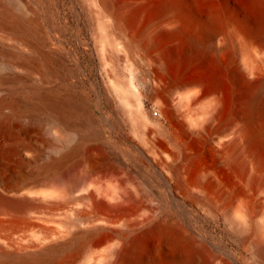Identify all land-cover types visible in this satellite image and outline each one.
<instances>
[{
    "label": "bare ground",
    "instance_id": "obj_1",
    "mask_svg": "<svg viewBox=\"0 0 264 264\" xmlns=\"http://www.w3.org/2000/svg\"><path fill=\"white\" fill-rule=\"evenodd\" d=\"M83 1L133 135L159 167L175 165L176 187L200 193L204 176L189 183L185 167L195 141L214 146L244 187L262 188L264 0H250L248 11L221 0ZM19 3L0 0V264H229L226 244L190 224L182 206L69 205L94 198L71 199V190L98 169L86 144L106 120L74 105L45 51L51 35ZM74 129L85 134L68 150ZM79 162L91 173L68 175ZM124 184L111 194L128 201ZM171 194L159 198L172 202ZM240 207L247 232L262 217L250 244L253 264H264V206Z\"/></svg>",
    "mask_w": 264,
    "mask_h": 264
},
{
    "label": "rangeland",
    "instance_id": "obj_2",
    "mask_svg": "<svg viewBox=\"0 0 264 264\" xmlns=\"http://www.w3.org/2000/svg\"><path fill=\"white\" fill-rule=\"evenodd\" d=\"M221 1L229 3L238 11H248L251 3L250 0ZM17 9L23 15L33 14L51 35L45 51L55 69L68 82L74 105L78 108H89L94 119L106 120V123L97 129L101 136H94L86 144L90 154L95 157L94 162L100 160L98 169L91 173L87 164L80 165L79 162L76 169L70 168L67 171L70 176L76 173L80 176L91 173L85 188L71 190V199H78L89 192L94 194V198L81 204L71 200L69 205L74 208L77 205L182 206L190 224H194L201 233L209 232L214 237L221 238L226 244L231 252L229 264H253L254 256L250 243L254 238L253 232L263 228V220H259L262 217L256 213L251 222V231H245L241 226L240 206H264V186L256 188L251 183L244 187L243 178L233 167L220 163L214 146L189 141L187 145L192 158L185 165L186 177L190 180L189 183H192L200 172L199 175L204 176L203 185L199 189L200 193L190 188H177L173 170L175 165L159 167L152 157H149L143 144L133 135L132 121L127 109L112 90V68L101 55L94 22L85 2L20 0ZM119 55L123 56L121 52ZM144 106L149 114L156 115L157 108L150 102L144 100ZM161 120L167 127L166 116ZM84 134L85 131L74 129L65 144L66 148H74ZM57 136L55 129L48 130V137L52 141L57 139ZM103 143L107 146L106 150L103 149ZM103 151L107 154L105 160L99 158ZM104 162L108 164L102 166ZM121 181L126 184V191L137 201L131 200V195L128 201L126 198L112 196L113 187ZM142 188L145 189L143 193L147 190L149 191L146 194L150 193L142 194ZM166 188L172 193V202L159 198ZM170 219L177 221L173 215Z\"/></svg>",
    "mask_w": 264,
    "mask_h": 264
}]
</instances>
